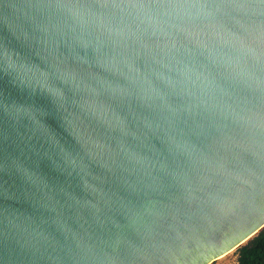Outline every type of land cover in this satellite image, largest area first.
Instances as JSON below:
<instances>
[{"label": "water", "instance_id": "water-1", "mask_svg": "<svg viewBox=\"0 0 264 264\" xmlns=\"http://www.w3.org/2000/svg\"><path fill=\"white\" fill-rule=\"evenodd\" d=\"M264 227V0H0V264H210Z\"/></svg>", "mask_w": 264, "mask_h": 264}, {"label": "trees", "instance_id": "trees-1", "mask_svg": "<svg viewBox=\"0 0 264 264\" xmlns=\"http://www.w3.org/2000/svg\"><path fill=\"white\" fill-rule=\"evenodd\" d=\"M236 264H264V227L237 249Z\"/></svg>", "mask_w": 264, "mask_h": 264}, {"label": "rangeland", "instance_id": "rangeland-1", "mask_svg": "<svg viewBox=\"0 0 264 264\" xmlns=\"http://www.w3.org/2000/svg\"><path fill=\"white\" fill-rule=\"evenodd\" d=\"M240 247V246H239ZM237 249H234L227 253L223 258H218L210 264H236L237 263Z\"/></svg>", "mask_w": 264, "mask_h": 264}, {"label": "crops", "instance_id": "crops-1", "mask_svg": "<svg viewBox=\"0 0 264 264\" xmlns=\"http://www.w3.org/2000/svg\"><path fill=\"white\" fill-rule=\"evenodd\" d=\"M225 256V255H224ZM220 258H223V256L222 257H220Z\"/></svg>", "mask_w": 264, "mask_h": 264}]
</instances>
